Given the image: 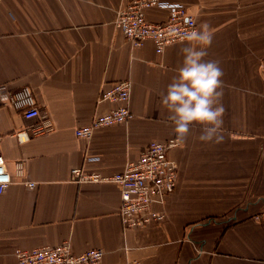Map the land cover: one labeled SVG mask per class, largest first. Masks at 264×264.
I'll return each instance as SVG.
<instances>
[{"label": "crops", "instance_id": "crops-1", "mask_svg": "<svg viewBox=\"0 0 264 264\" xmlns=\"http://www.w3.org/2000/svg\"><path fill=\"white\" fill-rule=\"evenodd\" d=\"M131 1L4 0L0 7V87L29 86L54 123L51 133L28 138L33 121L0 105V147L13 176L0 194V264H18L17 249L66 241L74 254L104 250L103 264H264V0H163L184 4L198 28L211 30L205 59L222 69L224 106L222 141H201L194 123L170 151L179 176L155 207L163 223L124 229L118 186L74 181L73 169L111 176L150 142L177 138L161 99L185 42L162 54L150 41L132 47L115 27ZM166 15L147 13L154 22ZM121 80L132 83L134 118L77 137L78 127L114 108L100 99Z\"/></svg>", "mask_w": 264, "mask_h": 264}, {"label": "built area", "instance_id": "built-area-1", "mask_svg": "<svg viewBox=\"0 0 264 264\" xmlns=\"http://www.w3.org/2000/svg\"><path fill=\"white\" fill-rule=\"evenodd\" d=\"M4 0H0V7ZM165 11L166 18L160 22L150 21L149 11ZM116 29L134 48H141L150 41L157 54L167 47L184 42L181 37L188 30L198 29L196 18L184 4L163 0H132L118 12ZM132 83L121 80L103 91L101 102H110L114 108L75 130L77 137L89 140L97 128L125 124L134 118L131 109ZM0 105L21 111L24 117L32 120L27 137L36 138L51 133L54 123L41 112L34 93L29 86L12 91L7 86L0 87ZM180 145L177 138L166 141H152L142 151L139 159L130 162L125 171L111 176L87 174L82 169L72 170L77 183H111L118 186L121 195L120 217L124 229L146 228L163 223L166 214L155 207L164 205L168 196L174 193L179 176L178 164L169 157L171 150ZM24 165H15L16 177H23ZM13 183V176L6 167V160L0 147V194ZM30 189L37 184L27 183ZM18 264H103L104 250L89 249L74 254L70 242L58 246H43L34 249H17ZM139 264V263H135Z\"/></svg>", "mask_w": 264, "mask_h": 264}, {"label": "clouds", "instance_id": "clouds-1", "mask_svg": "<svg viewBox=\"0 0 264 264\" xmlns=\"http://www.w3.org/2000/svg\"><path fill=\"white\" fill-rule=\"evenodd\" d=\"M182 63L175 78L167 85L161 104L167 109L177 139L187 136L192 124H200V140L223 139L224 106L222 69L217 61L205 59L212 42L207 25L183 34Z\"/></svg>", "mask_w": 264, "mask_h": 264}]
</instances>
